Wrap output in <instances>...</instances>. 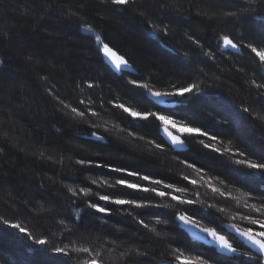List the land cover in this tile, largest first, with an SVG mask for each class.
I'll use <instances>...</instances> for the list:
<instances>
[{
	"label": "trees",
	"instance_id": "trees-1",
	"mask_svg": "<svg viewBox=\"0 0 264 264\" xmlns=\"http://www.w3.org/2000/svg\"><path fill=\"white\" fill-rule=\"evenodd\" d=\"M224 36L240 55L225 49ZM104 44L130 70L113 72ZM253 47L264 51V0H0V264H163L189 253L199 264H254L225 230L257 231L250 220H264V173L248 167L264 163V63ZM190 84L193 92L170 96L173 108L150 99ZM161 115L200 129L183 136L187 151L162 139ZM117 178L166 195L127 189ZM103 194L146 207L106 203ZM182 214L224 235L240 256L189 238L176 222Z\"/></svg>",
	"mask_w": 264,
	"mask_h": 264
},
{
	"label": "snow or ice",
	"instance_id": "snow-or-ice-1",
	"mask_svg": "<svg viewBox=\"0 0 264 264\" xmlns=\"http://www.w3.org/2000/svg\"><path fill=\"white\" fill-rule=\"evenodd\" d=\"M113 5H117V6H126L130 3V0H111ZM191 39V37H189ZM97 42L100 41V38L97 37ZM223 46L224 47H231L233 49L237 48V45L235 43H233V41L231 39L228 38V36H224L223 38ZM252 52L255 53V55L257 57H259L260 61L262 63H264V51H260L257 48L253 47ZM103 51L105 53L106 56H109L110 59H112V62L115 64V67L117 69H119L122 65H127V61L116 55L115 52L112 51V49L108 46V44H104L103 45ZM89 88L92 87V84L88 85ZM140 87H144V85H140ZM196 85H192L190 84L187 87H179L177 88L174 92H156L153 91L151 93L152 96L155 97H160V96H184L185 93H191L193 92V90L196 88ZM81 103H83V101H81ZM66 107H68L66 105ZM116 107H122L121 105H117ZM125 112H128L129 110L127 108L123 109ZM244 111H248L247 108L244 109ZM71 112L74 113L76 116H80L83 117L85 115V113L83 111L78 110L77 107H71ZM93 116L97 115L96 112H92L91 113ZM132 116H137L138 114L135 112H130L129 113ZM151 115H155V113H152ZM158 120L161 121V123H163L166 127H165V131L167 132V125L171 124V125H175V121L170 120L167 116H157L156 117ZM141 119L146 120L147 116H142ZM179 131H187V132H200L199 128H184L181 127L180 129H178ZM201 135H205V133H200ZM170 139L173 143V145L179 144L180 140L176 137V136H172L170 133ZM93 137H96V139H102L101 137H97L96 133L93 132L92 133ZM209 139L211 140H215L216 137L213 136H209ZM157 147H160V145H157ZM205 148H209L210 145L205 144L204 145ZM212 151H216V149H212ZM77 163H81L83 164L84 161L83 160H78ZM237 163H241V161H237ZM97 167H100V164L96 165ZM189 167H191L192 165L189 164ZM249 168L252 169H256L262 173H264V163H259V164H248ZM113 172H117V171H123V169H119V168H113L112 169ZM127 175L128 176H133V175H137L136 173H134L133 171L129 170L127 171ZM139 178L141 180H149V177L147 175H140ZM185 179H187V177H185ZM190 184L195 185L196 181L195 180H189L188 181ZM115 183L118 185H122L123 187L127 188V189H134L137 190L139 192H155L156 196L159 197H165L166 193L164 191H158L155 188H147V187H142L141 185L137 184V183H132V182H128L125 179L122 178H117L115 180ZM151 184L154 185H159L161 184V180L160 179H151L150 180ZM164 188H171L173 192H183L184 188L182 187H173L172 184L170 183H164L163 184ZM69 191L72 192L73 196L76 195V192L72 189L69 188ZM213 192L216 191L215 188L212 189ZM81 192L84 194H87L88 189L87 188H82ZM221 195H223V193H221ZM171 199L173 201H177L180 204H187V205H191L192 201L191 200H180L177 196L172 195ZM99 200L104 201L106 203H111V204H115V205H132L135 208H143L146 207V205H142L140 203H137L135 199H112L109 195L107 194H103L99 196ZM154 207H159V205H153ZM88 207L91 209H94L96 213H101L104 216L108 215V209L106 206H100L96 203H89ZM164 207H167V205H164ZM131 214V213H130ZM246 220L249 219V217L245 216L244 217ZM178 219L180 221H182L184 224H193V226H196L195 222L192 221L190 219V216H185V215H179ZM6 222V221H5ZM157 223H160L159 220L156 221ZM138 223H140L143 227L147 228L148 225L143 221V220H139ZM250 223L254 224V225H258L261 229H264V220H250ZM11 228L13 229H19L20 232L25 233L26 235L28 234L26 229L20 227L18 224H10L9 225ZM150 231H154V229H149ZM203 232H206L208 234L209 237H211L216 244L223 250H226L229 253H233L235 254L237 252V248L233 246V244L229 243V240L226 239V237L224 235H220L218 234L217 231L213 230L212 228H201L200 229ZM236 231L239 233V235L241 237H244L252 246L255 247V249L257 250V252L259 253V256H256L255 254L252 255H248L245 254L244 258L254 261V264H264V231H252L251 229H245V230H241V229H236ZM36 244L39 245H44L46 243L45 240L43 239H36L34 241ZM78 251L84 252V253H88L90 251L89 248H82V249H78ZM55 252L56 253H63L65 256L68 255V253L64 252L63 248L60 247H56L55 248ZM99 255V253H97V256ZM85 264H98V261L96 259H91V260H87L85 261ZM182 264H193L192 261L189 260H183ZM196 264H199V261H196Z\"/></svg>",
	"mask_w": 264,
	"mask_h": 264
},
{
	"label": "water",
	"instance_id": "water-1",
	"mask_svg": "<svg viewBox=\"0 0 264 264\" xmlns=\"http://www.w3.org/2000/svg\"><path fill=\"white\" fill-rule=\"evenodd\" d=\"M226 50L231 51L232 53L241 54L240 49L237 47L236 49L229 47H225ZM113 52H115L114 50H112ZM116 53V52H115ZM117 56L121 57L120 55H118L116 53ZM102 56L103 59L105 61V63L107 64V66L115 73H122L125 71H128L130 69V66L127 62V65H122L119 69H117L115 67V64L112 62V59L109 58V56H106L104 51L102 50ZM123 58V57H122ZM150 99L157 105L164 107V108H173L176 106V101L172 100V97L170 96H160V97H155V96H150ZM165 127L166 126H162L160 129V135L162 137V139L165 141V143L175 152H181V151H187L188 150V146L186 145V143L184 142L183 138L181 136L176 135L171 129H168V131H165ZM172 136H176L179 140L180 143L173 145L171 139H170V135ZM96 138V137H94ZM183 215V214H182ZM178 216H176V222L179 226V229L181 231H183L189 238H191L194 241H197L199 243H201L202 245L209 247V248H213L217 254L224 256V257H233V256H238L239 253L238 251L233 254V253H229L226 250L221 249L216 242L208 236V234L206 232L201 231V227L199 225L196 224V226H193V224L189 223V224H184L182 221H180L178 219ZM236 229H239L238 227L232 225V224H227L225 227V230L227 232L228 235H230L231 237H233L235 240H237L238 242L242 243V245L247 248L251 253L258 255L259 253L257 252V250L255 249L254 246H252L244 237H241L239 235V233L236 231ZM228 239V238H226ZM229 240V239H228ZM229 243L233 244L230 240ZM234 246V245H233ZM163 264H182L180 262H174V263H169V262H165Z\"/></svg>",
	"mask_w": 264,
	"mask_h": 264
},
{
	"label": "rangeland",
	"instance_id": "rangeland-1",
	"mask_svg": "<svg viewBox=\"0 0 264 264\" xmlns=\"http://www.w3.org/2000/svg\"><path fill=\"white\" fill-rule=\"evenodd\" d=\"M130 70V69H129ZM178 97H180V96H178ZM122 108L124 109V108H127L129 111L128 112H125L124 110V113H126V115H129L130 117H133V118H141L142 116H145V115H142V114H140V113H138L137 111H135L134 109H131V108H129V107H126V106H122ZM130 112H135V113H137L138 115L137 116H132V115H130L129 113ZM161 116H164V115H161ZM170 120H173L172 118H170V117H168ZM174 121V120H173ZM176 122V121H175ZM162 125L163 126H165L163 123H162ZM167 127L169 128V129H171L176 135H178V136H181L182 138H183V136L184 135H186V134H190V133H193V132H187V131H179L178 129H180L181 127H184V128H190V127H187V126H185L184 124H180V123H178V122H176L175 123V125L173 126V125H171V124H169V125H167ZM186 216V215H185ZM248 225H254V224H248ZM255 227H256V229H257V231H264V229H261L258 225H254ZM252 231H254V229H251ZM255 232V231H254ZM180 256V255H179ZM188 258H186V259H181V260H179V262L180 263H182V261L183 260H188V259H190V257L189 256H191V254L189 253L188 255ZM186 256V257H187ZM21 258H19V257H17V261L18 262H21V260H20ZM189 261H192L193 262V264H196V259H190Z\"/></svg>",
	"mask_w": 264,
	"mask_h": 264
},
{
	"label": "flooded vegetation",
	"instance_id": "flooded-vegetation-1",
	"mask_svg": "<svg viewBox=\"0 0 264 264\" xmlns=\"http://www.w3.org/2000/svg\"><path fill=\"white\" fill-rule=\"evenodd\" d=\"M238 253H239V251H238ZM253 254V253H252ZM238 256H240V253H239V255ZM238 256H236V257H238ZM256 256H258V255H256ZM224 257V256H223ZM226 258H228V257H226ZM231 258V257H230Z\"/></svg>",
	"mask_w": 264,
	"mask_h": 264
}]
</instances>
